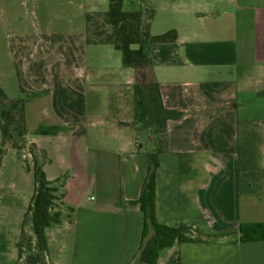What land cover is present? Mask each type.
Segmentation results:
<instances>
[{"label": "crops", "instance_id": "crops-1", "mask_svg": "<svg viewBox=\"0 0 264 264\" xmlns=\"http://www.w3.org/2000/svg\"><path fill=\"white\" fill-rule=\"evenodd\" d=\"M137 2L154 11L153 35L171 37L152 44L154 76L164 106L184 113L167 122L157 217L200 238L176 240L157 264H264V239L241 233L244 224H264V0ZM109 8V0H0V86L12 99L29 97L28 140L43 152L61 212L46 229V264H149L141 259L145 214L135 202L155 142L126 119L136 72L113 45L87 43V13ZM251 125L256 162L247 168ZM20 171V183L10 181L20 193L14 227L8 210L0 212L8 243L0 264L21 262L22 235L33 237L20 222L36 190L33 164Z\"/></svg>", "mask_w": 264, "mask_h": 264}, {"label": "trees", "instance_id": "trees-1", "mask_svg": "<svg viewBox=\"0 0 264 264\" xmlns=\"http://www.w3.org/2000/svg\"><path fill=\"white\" fill-rule=\"evenodd\" d=\"M110 8L106 12L87 13L86 35L88 44H110L123 54V63L136 72L135 101L137 121L146 129H153L155 149L148 153V173L140 198L135 202L140 204L145 214V223L141 243V259L149 264H157L160 251L179 241H193L185 235L187 225L172 227L159 222L157 217V174L160 166L159 155L167 151V122L169 119H180L184 113L167 109L163 104L160 85L155 79L151 58L152 44L156 41L169 40L170 35L155 36L151 32L154 17L153 10L143 8L137 0L126 3L125 0H109ZM264 94V92L262 93ZM29 97L12 99L0 86V129L2 144L0 155H5L9 148L18 152L25 151L30 145L33 156V171L36 182L35 194L26 213L24 226L30 225L36 240V250L45 257L47 251L46 229L61 222V212L54 211L57 200L56 189L47 179L41 158L43 152L35 143H29L26 106ZM58 127H40L38 133L52 135ZM163 135V139L159 137ZM255 135H257L255 133ZM252 134L247 131V168L255 165V154L252 145L255 143ZM183 157L184 155H180ZM241 167L246 163L241 158ZM184 170L181 162V171ZM154 235L149 237L150 228ZM242 238L251 240L264 239V224H244L241 226ZM25 251V243L21 246V256L27 253L28 259L33 256ZM27 259V260H28Z\"/></svg>", "mask_w": 264, "mask_h": 264}, {"label": "rangeland", "instance_id": "rangeland-1", "mask_svg": "<svg viewBox=\"0 0 264 264\" xmlns=\"http://www.w3.org/2000/svg\"><path fill=\"white\" fill-rule=\"evenodd\" d=\"M135 85H136V80L134 85L131 88V92L129 93V97H130V107L125 109V113H130L129 116L126 117L131 119V124L133 123L134 125L139 126L140 128L145 129L146 131H148L149 135L151 136V138L154 141V137H157L156 133H154L153 129H146L143 127V124L139 123L137 121V110H136V101H135ZM128 97V98H129ZM125 98H127V94L125 93ZM129 123V124H130ZM249 133L252 134V137H254V139H256L255 137V133H257L256 131H258V128L255 129V126L251 125L248 128ZM159 137H161V139H163V135L159 134ZM141 138L143 139V143L145 144L146 142H148L149 144L152 143V141H149L147 137H144L143 134L141 136ZM0 139H1V134H0ZM30 145L27 146V149L25 151H22L21 153H17L14 152L12 154H8L7 153L5 155H0V212H3L4 210H8V212H6V214H9L10 216L7 217V219H9L10 222H12V227H14V223H15V217L17 216V211L18 209H16V204H18V198L20 197V193H19V189H15L14 186L10 185V181L11 180H17V182L20 183V181L22 180V175H21V171H20V166L21 165H29L30 163L33 164V158L29 161L28 157L23 158L22 154H25L26 152L30 153ZM0 153H1V146H0ZM15 204V206H14ZM13 205V206H12ZM25 217H26V213L23 217V220L20 222L21 226L25 224ZM4 223H7V221L3 222V218L0 220V230L3 229L4 227ZM6 225V224H5ZM23 240L26 241L30 238L33 239V237H30L27 233L22 235ZM12 239V237H9ZM7 240V238H4L2 236H0V248L3 247L2 244H8L6 243V241L4 242V240ZM4 242V243H3ZM30 247L33 249V256L30 257V259H28L27 256H25V258H23V260L21 262H19L18 264H46L45 262V257L41 256V254H39L36 250V242L35 243H30ZM28 259V260H27Z\"/></svg>", "mask_w": 264, "mask_h": 264}, {"label": "water", "instance_id": "water-1", "mask_svg": "<svg viewBox=\"0 0 264 264\" xmlns=\"http://www.w3.org/2000/svg\"><path fill=\"white\" fill-rule=\"evenodd\" d=\"M32 240H33L32 238L28 239L27 244H26V248L29 252H30V243L32 242Z\"/></svg>", "mask_w": 264, "mask_h": 264}, {"label": "built area", "instance_id": "built-area-1", "mask_svg": "<svg viewBox=\"0 0 264 264\" xmlns=\"http://www.w3.org/2000/svg\"><path fill=\"white\" fill-rule=\"evenodd\" d=\"M93 198V197H92Z\"/></svg>", "mask_w": 264, "mask_h": 264}]
</instances>
